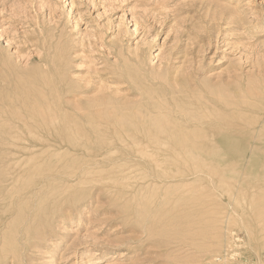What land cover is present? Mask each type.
<instances>
[{
	"label": "rangeland",
	"instance_id": "1",
	"mask_svg": "<svg viewBox=\"0 0 264 264\" xmlns=\"http://www.w3.org/2000/svg\"><path fill=\"white\" fill-rule=\"evenodd\" d=\"M47 100L58 128L35 134ZM188 103L264 112V0H0V264H264V140L262 176L229 198L248 139L225 135L222 203L206 177L186 181ZM139 121L176 130L146 142Z\"/></svg>",
	"mask_w": 264,
	"mask_h": 264
},
{
	"label": "bare ground",
	"instance_id": "2",
	"mask_svg": "<svg viewBox=\"0 0 264 264\" xmlns=\"http://www.w3.org/2000/svg\"><path fill=\"white\" fill-rule=\"evenodd\" d=\"M140 94L143 95V93ZM225 106H235V112L233 111L232 114L242 110L246 111L248 109L247 106H239L238 104H227ZM257 106L259 107V105ZM64 110L77 112L80 110V108L67 102L64 104ZM205 110L206 112H203V106H196L194 103H188L182 109L184 115L181 116L184 122V130L186 134L182 141L179 140V145L184 149L183 159L186 165V181L187 183H192L200 177H206L213 184V186L212 184L210 186L212 190H215L216 193L219 190L223 193L226 192V190L223 189V184L225 182L224 178L226 179V170L223 165L221 166L222 163L220 158L221 154H225L226 152L223 144L226 143V136H243L248 139L245 143L246 149L242 153L236 152L232 158L233 162L236 164L234 165L232 173H235L238 177L241 176V178L238 181L239 185L235 188L236 192H232L233 189L231 188L232 190L229 198H232V196L235 195H244L251 188V184L253 182H257V180H259L262 176V172L259 170V168L262 165L263 160L258 157L256 158V155L258 147L264 140V135L262 134L264 129V112L255 115V117L251 120H236L233 117H228L227 113L219 114L212 112V110L209 109V106H206ZM56 113V109H52L51 105L48 104V100L42 103L38 102L32 116L34 128H40V130L35 132V134H40V132L54 133V131H56L58 128V123L56 122ZM172 114L175 115L176 113L172 112ZM109 124L113 128H117V122L111 121ZM127 126H130V129H134L138 132L149 134L146 138V142H150L149 140H154V135L156 134L168 135V132L176 130L172 125H160L156 122L149 123V121H139L133 124L131 123ZM37 136L38 137L34 138L39 139L40 135ZM171 138L172 136L169 135L163 143H168L167 141H169ZM228 141L232 142L230 139H228ZM44 143L45 142L42 141L40 145H44ZM42 147L45 149L44 146ZM54 147L55 144H52L48 148ZM56 155L57 153H54L53 156ZM195 191L200 194V189H188V197L186 201L189 202L192 200V195ZM217 198V200L224 203L221 198L219 199L218 193ZM235 200L236 198H234V201ZM197 213L200 220H198L199 223L197 221L196 223L201 225V236L204 240L203 249L206 253V256L208 257L211 254L215 261L218 260L219 257L222 259L221 256L218 255L219 251L215 249L217 248L216 244L218 241L216 243L213 242L212 244L207 243L208 239L214 241L217 238V231L219 228L217 216H210L209 207L205 206V203L199 206ZM192 215L187 212V224L189 226L192 223V218L194 220ZM195 220L197 219L195 218ZM211 221H213V223H211ZM212 248H214L213 251Z\"/></svg>",
	"mask_w": 264,
	"mask_h": 264
}]
</instances>
